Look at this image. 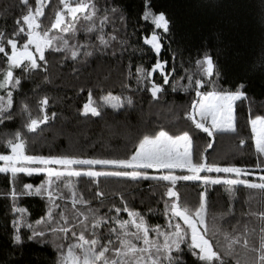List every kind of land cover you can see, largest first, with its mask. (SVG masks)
<instances>
[{
  "label": "snow or ice",
  "instance_id": "6c2138e0",
  "mask_svg": "<svg viewBox=\"0 0 264 264\" xmlns=\"http://www.w3.org/2000/svg\"><path fill=\"white\" fill-rule=\"evenodd\" d=\"M21 2L28 11L15 21L17 29L13 38H8L0 31V54L6 58L7 64L0 74V149L10 150V154H0V162H3L0 174L7 176L10 184L9 191L0 193V198L11 197L13 211L19 214L13 221V242L23 244L21 227L28 229L29 241L55 246L58 253L56 264H186L185 253L192 255L200 264H230L229 257L235 259V264H241L235 247L238 244L245 249L246 257L248 253L255 254L245 259V264H264V213L257 217L261 221L258 230L248 229L245 225L242 236L232 235L222 232L217 226L218 220L223 217L206 219L207 187L201 193L202 199L198 206L181 201L177 188L181 181H200L205 186L224 185L226 192L232 196L238 186L264 192V175L257 177L259 182L242 178L256 176L257 170L264 172V159L254 168L209 163L200 152L195 153L194 160L192 136L187 131L170 135L164 130L145 134L138 143L130 144V154L125 158L31 154V140H35L45 130L41 125L51 126L49 122L56 119V113L52 112L49 116V100L46 96L37 102L36 116H33L26 99L19 101L16 111H13L18 100H14L13 93L19 92L22 83L14 70H19L25 80L30 79L35 70L47 72L46 50L63 53L62 59L86 65L88 58L101 48H111L113 41L124 48L127 39H119L112 34L118 30L109 12L116 19H123L120 9L112 4L106 3L98 8L95 0H60L62 10L56 11L54 22L42 27L38 21L44 16L46 0H35V9L29 5V0ZM145 9L142 18L150 21L154 30L143 42L159 57L164 48L161 41H166L170 32V20L164 13H154L151 0H145ZM81 20L85 23H81ZM106 28H111L112 32L105 33ZM81 33L83 42L78 38ZM19 36H24L27 42L20 44L15 38ZM93 37L98 44L91 42ZM6 46H10V52L6 51ZM111 55H117L116 51L113 50ZM195 67V73L177 78L174 76L177 68L175 63L157 59L150 71L143 67L137 68L135 82L138 89L134 91L147 90L156 101L163 98L166 85L171 92L194 93L196 99L191 104L187 118L193 122L195 129L213 138L216 133H235V103L247 99L245 86L240 84L229 91L218 85L216 81L220 73L210 53L206 52L197 59ZM261 67L264 68V62ZM181 72L185 70L181 69ZM154 74H159L162 82L152 79ZM170 79L174 83H170ZM180 80L185 83L181 84ZM101 100L103 107L116 111L133 105L132 96L108 93ZM103 107L93 100L89 90L88 102L83 105L81 114L100 117ZM17 117L22 118L21 123L15 129H8L7 124ZM250 123L255 134L256 152L264 157V116H256ZM27 133L35 135L29 138ZM212 147V142H209L205 151ZM148 170H155L156 174ZM177 170L187 174H177ZM208 173L228 175L222 178ZM21 175L44 176L46 179L34 187L32 183L19 184ZM101 177H115L135 183L148 180L167 182L164 196L168 199L164 200L163 212L167 216L166 226H151L144 214L130 210L122 194L120 199L123 207L112 205L108 212L101 214L100 207H104L102 200L100 207L92 206V199H85L77 188L82 182L81 178H87L98 186ZM24 196L45 198L47 216L34 224L28 223L26 209L17 206L19 199ZM103 196V192L97 191L93 199ZM113 211L115 215L110 214ZM122 212L126 213V218L120 215ZM49 232L55 239L47 238ZM251 234L258 237V243L249 240Z\"/></svg>",
  "mask_w": 264,
  "mask_h": 264
},
{
  "label": "trees",
  "instance_id": "16d2710c",
  "mask_svg": "<svg viewBox=\"0 0 264 264\" xmlns=\"http://www.w3.org/2000/svg\"><path fill=\"white\" fill-rule=\"evenodd\" d=\"M95 3L98 8L106 3L112 4L122 12L123 19H116L111 12L109 15L115 20V28L118 30L112 34L119 39H127L124 48L113 41L111 48H101L93 57L88 58L86 65L62 59L63 53L46 50L47 72L35 70L31 78L25 80L19 70H14L22 83L19 92L13 93L14 100L18 98L13 111H16L19 101L26 99L33 116H36V104L46 96L49 100V116L52 112L56 113V119L49 122L51 126L41 125L45 130L35 140H31V154L125 158L130 154V144L138 143L145 134H156L164 130L170 135H180L187 131L193 140L194 160L195 153L200 152L207 157L209 163L254 168L264 159L256 152L250 123L256 116H264V68L261 67L264 62V0H151L154 13H164L170 20V32L167 40L161 41L164 48L159 57L143 42L154 30L151 22L142 18L146 10L145 0H95ZM29 5L35 9V0H29ZM62 8L60 0H46L44 16L38 22L42 27L50 25L54 22L56 11ZM27 11L28 8L21 0H0V31L8 38H13L17 29L15 21ZM81 23L85 22L81 20ZM109 32L112 29L106 28L105 33ZM15 38L20 44L27 42L24 36ZM78 38L83 42L82 33ZM91 42L98 44L95 37ZM113 50L117 55H111ZM6 51L10 52V46H6ZM206 52L213 56L219 70L217 84L229 91L243 84L247 94V99L241 100L235 107L236 132L216 133L214 138L195 129L193 122L187 118L191 112V104L196 99L194 93L171 92L166 85L163 98L156 101L147 90L134 91L138 89L135 82L137 68L143 67L150 71L157 59H166L170 64L177 65L174 76L178 78L195 73V61ZM5 61L6 58L0 54V74L7 68ZM181 69L185 72L182 73ZM152 79L162 82L159 74H154ZM170 83H174V80L170 79ZM180 83L184 84L185 81L180 80ZM125 85L129 87L126 88ZM89 90L93 100L101 107V97L108 93L122 97L132 96L133 105L125 106L119 111L103 107L100 117H93L91 114L84 116L81 112L83 105L88 102ZM21 120V117H17L8 123V129L17 128ZM27 135L31 138L35 134ZM241 141L244 143L241 144ZM209 142H212L213 147L205 151ZM8 153L10 150L0 149V154ZM148 171L156 174L154 170ZM177 174L187 173L177 170ZM207 175H219L223 178L228 174ZM260 175H264V172L257 170L256 176L242 178L259 182L257 177ZM44 179V176L21 175L19 184L32 183L35 187ZM81 181L77 188L85 199H92V206L100 207L102 200L104 207H100L101 214L108 212L112 205L123 207L120 199L122 194L130 210L144 214L151 226H166L167 216L163 212L164 200L168 199L164 196L167 182L148 180L135 183L115 177H101L96 186L87 178H81ZM9 187V178L0 174V193H7ZM206 187V219L223 217L218 220L217 225L222 232L242 236L245 225L248 229H259L261 221L257 217L264 213V192L238 186L232 196L226 192L224 185L205 186L200 181H181L177 185L181 201H187L191 206H198L202 199L201 193ZM97 191L103 192L104 196L93 199ZM17 206L26 209L28 223L34 224L47 216L45 198L24 196L19 199ZM110 214L115 215L114 211ZM120 215L126 218V213L122 212ZM18 217L19 214L13 211L11 197L0 198V264H56L58 253L55 246L29 241L28 229L21 227L23 244L13 242V221ZM47 238L55 239L50 232ZM248 238L258 243L255 234ZM235 247L241 264L255 255L248 253L246 257L242 245ZM228 259L230 264H235V259ZM185 260L186 264H200L188 253H185Z\"/></svg>",
  "mask_w": 264,
  "mask_h": 264
},
{
  "label": "rangeland",
  "instance_id": "374dc122",
  "mask_svg": "<svg viewBox=\"0 0 264 264\" xmlns=\"http://www.w3.org/2000/svg\"><path fill=\"white\" fill-rule=\"evenodd\" d=\"M238 102H240V101H237L236 103H235V107H236V104L238 103ZM254 141H255V134H254ZM8 154H10V153H8ZM3 165V162H0V166H2ZM155 171V170H154Z\"/></svg>",
  "mask_w": 264,
  "mask_h": 264
}]
</instances>
